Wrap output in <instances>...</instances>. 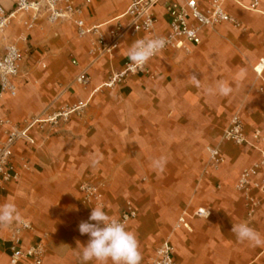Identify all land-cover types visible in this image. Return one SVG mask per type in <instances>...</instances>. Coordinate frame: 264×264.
I'll return each instance as SVG.
<instances>
[{
	"label": "crops",
	"instance_id": "1",
	"mask_svg": "<svg viewBox=\"0 0 264 264\" xmlns=\"http://www.w3.org/2000/svg\"><path fill=\"white\" fill-rule=\"evenodd\" d=\"M197 1L205 7L208 0ZM239 1L224 5L236 24L204 29L201 44L163 50L146 64L148 73L112 85L111 75L131 63L127 51L140 33L97 57L91 44L95 36L79 37L72 19L50 22L43 15L28 29L22 23L27 15L18 14L0 31V53L6 43H14L22 54L13 79L17 93L5 94L0 102L4 117L24 127L61 106L82 105L60 126L32 127L33 143L19 140L13 148L17 178L0 181V203H15L33 224L21 241L24 247L43 244L42 264H84L77 242L86 246L90 237L78 226L97 205L83 201L78 187L85 182L99 186L110 217L127 202L135 207L137 216L126 226L139 241L141 264L168 237L177 264H264V246L240 242L232 232L234 224L246 222L264 237V196L251 192L260 205L249 213L245 194L235 187L259 153L222 139L235 114L247 133L260 128L264 134V0L257 11L244 7L252 0ZM0 2L7 11L15 8L16 0ZM130 2L73 0L86 25H100L107 39ZM154 12L156 31L166 34L165 8L158 5ZM84 68L91 78L86 87L74 82ZM193 75L200 87L192 83ZM218 81L232 88L228 96L206 93ZM208 145L218 146L225 161L204 174ZM160 157L167 159L162 172L151 166ZM198 208L208 216L189 217L176 228L183 212ZM16 224L0 227V264H9Z\"/></svg>",
	"mask_w": 264,
	"mask_h": 264
},
{
	"label": "built area",
	"instance_id": "2",
	"mask_svg": "<svg viewBox=\"0 0 264 264\" xmlns=\"http://www.w3.org/2000/svg\"><path fill=\"white\" fill-rule=\"evenodd\" d=\"M87 1L89 2V0ZM227 1L229 0H208L206 6L202 7L197 0H131L126 11L116 18L114 25L110 28L108 39L102 35L100 25H86L81 18L82 9L76 7L73 0H16L15 8L11 11H7L0 2V31H4L18 14L27 15L22 23L28 29L35 27L39 18L46 15L50 22L59 19L74 20L79 37L94 35L95 38L91 40V44L94 46V54L97 57L111 54L126 36L138 33L141 34V38L154 36L164 38L166 45L163 50L183 48L187 43L201 44L204 29L212 28L224 22L236 24L234 18L224 8ZM230 1L240 3L239 0ZM260 1L252 0L250 5L244 7L257 11ZM158 5L165 8L168 16L166 34H159L156 31L157 16L154 10ZM21 59L22 54L16 44L6 43L3 46V51L0 53V102L5 94L15 96L17 93L13 79L19 74ZM72 63L77 64V61L72 60ZM42 66L45 65L42 64ZM142 71L148 73L146 65L140 69L128 63L122 71L111 75L108 84L112 85L121 81L125 75ZM90 79L87 69L84 68L75 76L74 82L79 86L86 87ZM81 107V104L62 106L45 117L30 119L24 127H19L16 122L4 117L0 108V181L5 183L17 178L13 161V148L19 140L33 143V139L29 136L32 127H42L46 123L57 126L61 121L67 120L73 112L80 110ZM262 122L264 124V115ZM222 139L237 145H248L259 152L258 160L252 166L241 171L236 183V188L244 193L247 198L249 213H253L260 200L251 195L252 189L259 191L264 196V146H262L264 134L260 128H255L249 136L241 117L239 114H235L232 116L229 125L223 130ZM206 150L208 163L204 172L210 173L217 170L224 163L225 158L218 146L208 145ZM79 191L83 201L102 204V193L98 185L81 183ZM136 216L135 207L127 202L120 214L114 218L127 225ZM193 216L207 217L208 213L203 208H198L192 213L183 212L177 219L176 228L185 225L187 218ZM26 221L28 222L27 226L17 223L11 229L9 264H42L43 262L45 250L41 242L26 247L22 245V234L34 229L33 224L28 220ZM173 252L174 246L168 237L156 247L153 255L147 258V264H177Z\"/></svg>",
	"mask_w": 264,
	"mask_h": 264
},
{
	"label": "clouds",
	"instance_id": "3",
	"mask_svg": "<svg viewBox=\"0 0 264 264\" xmlns=\"http://www.w3.org/2000/svg\"><path fill=\"white\" fill-rule=\"evenodd\" d=\"M165 45V39L159 36L141 38L131 44L127 56L132 66L142 69ZM191 81L196 87H200V80L196 75L191 77ZM231 92L232 88L223 81H218L214 88L206 89L209 95L228 96ZM166 163V157H160L153 159L151 166L162 172ZM14 223L27 226L28 222L22 218L15 203H0V227ZM78 228L81 235L87 234L90 237L86 246L77 242L82 249L80 255L84 264L93 260L98 264H141L142 253L136 234L128 230L124 222L110 217L103 204L93 207L88 221H81ZM232 232L240 242L247 241L254 247L264 246V237L246 222L234 224Z\"/></svg>",
	"mask_w": 264,
	"mask_h": 264
},
{
	"label": "rangeland",
	"instance_id": "4",
	"mask_svg": "<svg viewBox=\"0 0 264 264\" xmlns=\"http://www.w3.org/2000/svg\"><path fill=\"white\" fill-rule=\"evenodd\" d=\"M136 74H137V73H133V74L125 75L123 79L128 78V77L133 76V75H136ZM123 79H122V80H123ZM122 80H121V81H122ZM121 81H120V82H121ZM120 82H117V83H120ZM115 83H116V82H115ZM61 107H62V106H61ZM69 118H70V116H69ZM69 118H68L67 120H64V121H65V122L68 121ZM64 121H61L57 126H60V125L62 124V122H64ZM14 122H15V121H14ZM65 122H64V123H65ZM45 125L52 126V125H50V124H48V123L44 124L43 126H45ZM43 126H42V127H43ZM52 127H54V126H52ZM248 135L250 136V133H248ZM262 146H264V143H263ZM256 151L258 152V150H256ZM258 153H259V152H258ZM259 157H260V155H259ZM13 161H14V160H13ZM204 170H205V169H204ZM204 170H203V173H204V174H209V173H205ZM210 173H211V172H210ZM238 178H239V177H238ZM237 180H238V179H237ZM236 183H237V181H236ZM235 187H236V184H235ZM236 189H237V188H236ZM78 190H79V187H78ZM237 190H238V189H237ZM253 190H254V191H257V190H255V189H252V191H253ZM238 191H239V190H238ZM239 192H241V191H239ZM258 192H259V191H258ZM247 204H248V203H247ZM259 205H260V203H259ZM259 205H258V206H259ZM258 206H257V207H258ZM248 207H249V206H248ZM128 223H129V222H128Z\"/></svg>",
	"mask_w": 264,
	"mask_h": 264
}]
</instances>
